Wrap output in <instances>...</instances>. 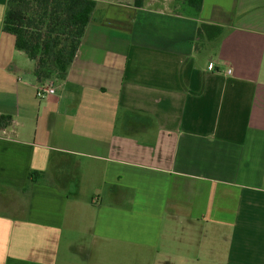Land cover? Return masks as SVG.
I'll return each mask as SVG.
<instances>
[{
    "label": "crops",
    "instance_id": "obj_1",
    "mask_svg": "<svg viewBox=\"0 0 264 264\" xmlns=\"http://www.w3.org/2000/svg\"><path fill=\"white\" fill-rule=\"evenodd\" d=\"M95 1L39 99L0 0V264H264V0Z\"/></svg>",
    "mask_w": 264,
    "mask_h": 264
},
{
    "label": "trees",
    "instance_id": "obj_2",
    "mask_svg": "<svg viewBox=\"0 0 264 264\" xmlns=\"http://www.w3.org/2000/svg\"><path fill=\"white\" fill-rule=\"evenodd\" d=\"M146 0H135L142 8ZM198 16L203 0H183ZM95 0H8L3 30L16 38V48L37 62L36 76L41 83L64 81L72 66L87 26L96 9ZM225 33L220 26L201 23L197 46L213 42ZM11 117L0 118V128L10 125ZM32 171L29 187L42 177Z\"/></svg>",
    "mask_w": 264,
    "mask_h": 264
},
{
    "label": "rangeland",
    "instance_id": "obj_3",
    "mask_svg": "<svg viewBox=\"0 0 264 264\" xmlns=\"http://www.w3.org/2000/svg\"><path fill=\"white\" fill-rule=\"evenodd\" d=\"M158 1L162 2V3L173 4V3L180 1V0H158ZM54 82L58 83V81H54ZM92 184L93 183L91 182V179H88L86 177V179L84 180V182H82V185H81V188L83 187L81 198L86 200V201H89V202H92L93 198H95V199L100 198L98 191H94V188H92ZM105 199H106V197H105ZM81 235H79L80 240H81V238H82V240H85V238H83V237H85L86 234L84 232H82ZM67 259H68L67 264H89L88 262H84L81 259H79L78 257L73 256L71 254L68 255ZM99 264H125V263L123 260H116V261H111L110 263L109 262H105V263L101 262ZM132 264H142V263H135L134 262Z\"/></svg>",
    "mask_w": 264,
    "mask_h": 264
},
{
    "label": "built area",
    "instance_id": "obj_4",
    "mask_svg": "<svg viewBox=\"0 0 264 264\" xmlns=\"http://www.w3.org/2000/svg\"><path fill=\"white\" fill-rule=\"evenodd\" d=\"M210 69L215 70V66L213 64H210ZM54 93H55L54 81H51L48 83V85H43L38 89L37 97L39 99H44L49 95H53Z\"/></svg>",
    "mask_w": 264,
    "mask_h": 264
}]
</instances>
